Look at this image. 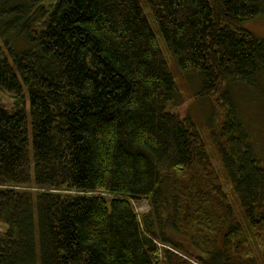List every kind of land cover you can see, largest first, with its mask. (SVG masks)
I'll list each match as a JSON object with an SVG mask.
<instances>
[{
    "label": "trees",
    "instance_id": "1",
    "mask_svg": "<svg viewBox=\"0 0 264 264\" xmlns=\"http://www.w3.org/2000/svg\"><path fill=\"white\" fill-rule=\"evenodd\" d=\"M144 1L0 0V264H264V0Z\"/></svg>",
    "mask_w": 264,
    "mask_h": 264
},
{
    "label": "rangeland",
    "instance_id": "2",
    "mask_svg": "<svg viewBox=\"0 0 264 264\" xmlns=\"http://www.w3.org/2000/svg\"><path fill=\"white\" fill-rule=\"evenodd\" d=\"M140 1L142 6L145 7V1ZM146 14L148 15L149 21L151 22L156 35H158L159 32L157 25L154 23L153 18L147 11ZM243 27L259 39L264 40V14L246 21ZM158 36L161 38L160 34ZM23 44H25L23 40L19 41V43L17 41L16 49L20 48V46L22 47ZM165 56L169 61L172 73L180 91L178 103H183L182 106H184L183 108L185 111L188 112V115L195 120L200 128L205 127V125L210 122L214 111L210 99H197L195 94L199 91V80L195 78H184L177 61L175 62L171 56L168 55V53H165ZM233 87L232 94L239 105L241 115L245 118L246 122H248L250 128L253 130V138L257 141V153H260L259 156L264 161V74L259 77L255 88L246 87L241 83H236ZM2 100L6 104L10 101L6 96L2 97ZM255 132L259 134H257L258 136L256 137ZM135 205L139 213H146L150 208L144 201L137 202ZM5 230L6 229L3 227L0 228L1 232H5Z\"/></svg>",
    "mask_w": 264,
    "mask_h": 264
}]
</instances>
